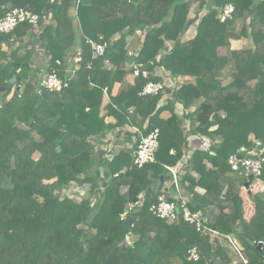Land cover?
<instances>
[{"label":"trees","instance_id":"obj_1","mask_svg":"<svg viewBox=\"0 0 264 264\" xmlns=\"http://www.w3.org/2000/svg\"><path fill=\"white\" fill-rule=\"evenodd\" d=\"M16 8L45 20L0 33V264H264V0H0V18ZM242 39L248 47L231 48ZM89 41L107 43L103 56ZM53 70L66 85L39 91ZM181 77L190 80L138 96ZM153 129L155 161L137 167L133 152ZM108 134L132 150L106 152L91 173ZM191 136L210 145L191 154L182 188L213 236L149 211ZM241 148L263 162L250 194L241 162L230 163Z\"/></svg>","mask_w":264,"mask_h":264},{"label":"built area","instance_id":"obj_2","mask_svg":"<svg viewBox=\"0 0 264 264\" xmlns=\"http://www.w3.org/2000/svg\"><path fill=\"white\" fill-rule=\"evenodd\" d=\"M233 13V8L231 5H225L220 12L219 18L221 22H224L226 19L231 17ZM44 16H39L29 10L16 8L11 11H8L2 18H0V33H10L20 24H28L31 26H37L40 21H44ZM136 35L141 37L142 32L137 30ZM89 44L92 48L93 55L95 57L103 56L107 43H94L89 41ZM169 47V46H168ZM129 56H133L132 52L128 53ZM80 61L79 55L73 60L74 65L76 66ZM57 64L60 65V62L57 61ZM132 75L131 77L136 78L139 76L140 72L136 65L131 66ZM73 74V71H70ZM180 80L175 79L171 80L168 84L162 82H148L146 83L142 90L138 93V96L145 97L151 95H157L164 91L165 87H174ZM66 85V82L61 79L56 73V71H51L49 74L44 75L40 80L37 88L38 90H47L51 92H60L63 87ZM134 132L137 130L134 128ZM158 129H153L146 136H141L137 149L133 152V164L137 167H142L144 165L153 163L155 161V153L158 148ZM199 144H197L194 150H203L206 151L209 148L210 141L206 138H201ZM170 153H173L171 151ZM240 153H245L246 158L241 162L242 172L245 178L251 177L256 178L259 176L260 171L263 166V162L256 157V150L241 148ZM261 154V151L258 152ZM178 167H166L167 172L171 177V185L174 188L176 197L174 200L168 201L161 197L156 203L152 204L149 207V211L158 219L166 222H177L182 220L185 223L193 226L195 231L202 235H217L212 229L208 228L205 225V216L202 212L198 210H190L188 206V200L183 196L180 190L179 185V174L180 170ZM232 247L237 251L238 256L244 261L242 255L238 252L234 244L228 239ZM261 244V243H259ZM188 261H198L199 254L196 248H191L187 251Z\"/></svg>","mask_w":264,"mask_h":264},{"label":"crops","instance_id":"obj_3","mask_svg":"<svg viewBox=\"0 0 264 264\" xmlns=\"http://www.w3.org/2000/svg\"><path fill=\"white\" fill-rule=\"evenodd\" d=\"M195 8H196V5L193 6V9H195ZM186 35L187 36H185V37H188V34H186ZM167 45L170 47V44L169 43H167ZM230 46H231L232 49H241V48L248 47L249 46V42L247 40H244V39L239 40V41H231L230 42ZM132 78L133 77L130 78V81H131ZM177 79L180 80V82L178 84H180L182 82H185L186 80H190V78H188V77H181V78H177ZM119 87H120L119 84H116L114 86V88L112 89V95H115L117 93ZM104 101L105 102L107 101V97H105ZM176 110L179 112V115L178 116L180 118H183L185 113L184 112H180V105L176 104ZM163 115L165 117L168 116L167 113H163ZM189 123H190L189 120H186V119L184 120L185 128H188ZM128 131L133 133L134 132V128H130V129H128ZM106 138L108 140V143L106 145L99 146V147L96 148V166L97 167L99 165L100 158L102 157V155L105 156V154H106L107 151H108V153L111 152L113 154L114 152H116V151H118L120 149H127L128 151H131L132 150L133 140L126 142L122 138L115 139L110 134H108ZM206 139H208V138H206ZM200 141H201L200 139L199 140H196L192 136L189 137L188 142H189L190 149L183 156L182 160L175 166V167H178V166L180 167L179 168V170H180V174H179V178H180L179 179L180 190H181V193L183 194V196L188 200V202H189V194L184 191V189L182 188V183L181 182H182V179H183V172H184V170L186 168L187 161L191 157V154L193 153L194 148H196L197 144H199ZM167 177H168V180L165 179V182L162 185L163 195L161 197H163L164 199H172V200H174L175 197H176V193L174 191V188L171 185V182H172L171 181V178H169V175H167ZM258 184H261V183L258 182ZM198 192L202 193L203 191L201 189H198ZM197 208H198L197 209L198 211H200V212L203 213V211H202L201 208L199 209L198 206H197Z\"/></svg>","mask_w":264,"mask_h":264},{"label":"rangeland","instance_id":"obj_4","mask_svg":"<svg viewBox=\"0 0 264 264\" xmlns=\"http://www.w3.org/2000/svg\"><path fill=\"white\" fill-rule=\"evenodd\" d=\"M76 48H77V46H76ZM133 50L131 49L129 52H132ZM133 53V52H132ZM43 61V62H42ZM47 61H48V59H47V57H45V56H43V55H40V56H38V58H36L35 59V64L38 66V65H40L39 66V68L41 67V66H45L46 65V63H47ZM186 81H189V80H186ZM108 152V151H107ZM110 154H111V152H110ZM93 159H94V162H93V168L91 169V173H96V152H95V154H94V157H93ZM101 168V167H100ZM102 169V168H101ZM101 176L103 177V175H102V171H101ZM80 188H74L73 190H74V193H76L75 194V196L76 197H79V196H83L84 194H85V191L87 190V187H84V188H82V189H80ZM71 193H72V190H66V191H62L61 192V196L63 195V196H65V195H71ZM92 199V201H95L96 199L94 198V197H92L91 198Z\"/></svg>","mask_w":264,"mask_h":264},{"label":"water","instance_id":"obj_5","mask_svg":"<svg viewBox=\"0 0 264 264\" xmlns=\"http://www.w3.org/2000/svg\"><path fill=\"white\" fill-rule=\"evenodd\" d=\"M124 1H129V0H124ZM14 80H15V79H12V80H10V82H14ZM245 158H246V154H245V153H239L235 158L230 159V163L235 167L236 162H240V161H242V160L245 159ZM255 179L257 180L258 177H256ZM251 180H252V178L249 177V178L247 179L246 183L244 184V188L248 191L249 194L251 193V191L249 190V182H250ZM142 196H143V194H141V195L139 196V198L135 199V200L132 202V205L137 204L138 201H139V199H140ZM128 209H129V205L126 207V210H128ZM132 224H133V220L130 219V220L128 221V228H129V229H131ZM260 245H261V244L258 245V248H260Z\"/></svg>","mask_w":264,"mask_h":264}]
</instances>
